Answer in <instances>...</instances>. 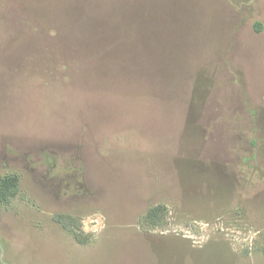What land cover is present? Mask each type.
<instances>
[{"label": "rangeland", "instance_id": "rangeland-1", "mask_svg": "<svg viewBox=\"0 0 264 264\" xmlns=\"http://www.w3.org/2000/svg\"><path fill=\"white\" fill-rule=\"evenodd\" d=\"M0 264H264V0H0Z\"/></svg>", "mask_w": 264, "mask_h": 264}, {"label": "trees", "instance_id": "trees-1", "mask_svg": "<svg viewBox=\"0 0 264 264\" xmlns=\"http://www.w3.org/2000/svg\"><path fill=\"white\" fill-rule=\"evenodd\" d=\"M18 183L16 182V180H12V181H2L0 182V192H4L6 191L7 188L11 189V187H13V190L16 188V186Z\"/></svg>", "mask_w": 264, "mask_h": 264}]
</instances>
